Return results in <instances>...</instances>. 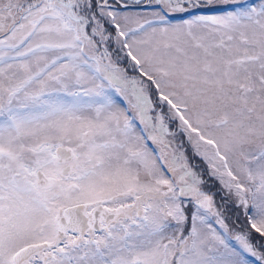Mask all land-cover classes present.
<instances>
[{
    "label": "snow or ice",
    "instance_id": "1",
    "mask_svg": "<svg viewBox=\"0 0 264 264\" xmlns=\"http://www.w3.org/2000/svg\"><path fill=\"white\" fill-rule=\"evenodd\" d=\"M0 264H264V0H0Z\"/></svg>",
    "mask_w": 264,
    "mask_h": 264
}]
</instances>
